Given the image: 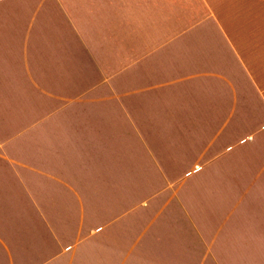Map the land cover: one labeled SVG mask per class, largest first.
<instances>
[{"label":"crops","instance_id":"1","mask_svg":"<svg viewBox=\"0 0 264 264\" xmlns=\"http://www.w3.org/2000/svg\"><path fill=\"white\" fill-rule=\"evenodd\" d=\"M0 264H264V0H0Z\"/></svg>","mask_w":264,"mask_h":264}]
</instances>
